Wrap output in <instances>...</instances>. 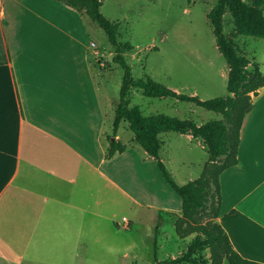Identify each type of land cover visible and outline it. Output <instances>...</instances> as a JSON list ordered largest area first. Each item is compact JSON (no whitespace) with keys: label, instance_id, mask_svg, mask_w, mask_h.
<instances>
[{"label":"crops","instance_id":"0c3cea01","mask_svg":"<svg viewBox=\"0 0 264 264\" xmlns=\"http://www.w3.org/2000/svg\"><path fill=\"white\" fill-rule=\"evenodd\" d=\"M86 31L59 1L0 0V264H112L101 256H137L161 216L182 217V199L132 139L117 133L127 148L106 157ZM176 139L205 150L206 165L201 140ZM219 183L216 222L239 255L264 264V88L243 120L238 163Z\"/></svg>","mask_w":264,"mask_h":264},{"label":"rangeland","instance_id":"374dc122","mask_svg":"<svg viewBox=\"0 0 264 264\" xmlns=\"http://www.w3.org/2000/svg\"><path fill=\"white\" fill-rule=\"evenodd\" d=\"M217 1L102 0L101 13L108 20L119 24V42L134 47L133 51L124 53V56L135 80L150 77L177 93L210 100L229 95L228 65L218 50L213 28L208 19ZM82 20L90 39L88 54L94 76L101 88L106 107L108 117L106 131L113 140L115 104L120 99L124 70L113 60L115 51L106 33L86 16H83ZM223 20L224 33L232 37L241 52L252 62L258 63L260 69L264 71V39L236 36L233 18L229 12L224 15ZM129 103L130 107H139L145 116L164 115L190 120L200 125L223 120V116L217 112L173 98H149L139 89L131 90ZM118 134L121 142L128 146L133 135L126 123L120 126ZM177 136L178 133L175 132L160 135L164 142L160 159L172 179L182 186L189 182L190 178L196 180L201 175L204 168L202 160L206 159L207 153L198 144L188 145L176 139ZM104 141L106 145L109 144L107 137ZM136 145L131 146L138 149ZM165 183L169 187L166 181ZM176 199L181 202L178 196ZM161 217L162 229L155 234L156 236L153 234L149 245L144 243L139 245L141 251L137 256L120 260L119 257L103 255L102 260L110 261L112 264H121V262L122 264H163L173 257L176 259L182 257L196 237V233L182 237L177 232V222L181 217L176 219ZM196 220L203 225L213 222L212 214L208 210L199 212ZM183 227L190 230L186 224H183ZM133 238L139 237L134 233ZM155 256L158 258L157 262ZM210 256L211 253L206 251L197 257L209 261ZM224 264L227 262L225 261Z\"/></svg>","mask_w":264,"mask_h":264},{"label":"trees","instance_id":"16d2710c","mask_svg":"<svg viewBox=\"0 0 264 264\" xmlns=\"http://www.w3.org/2000/svg\"><path fill=\"white\" fill-rule=\"evenodd\" d=\"M74 9L82 17L86 16L97 24L107 35L115 55L114 62L124 70L120 99L115 104L113 137L123 123L132 132V142L140 146L150 157L154 158L170 188L182 199V217L177 222L178 235L182 237L196 233L186 253L177 259L165 261L163 264H260L247 260L233 248L229 237L216 222L220 214L221 192L219 176L226 169L238 163L240 130L245 116L253 108V97L264 88V71L256 62L244 55L232 37L224 33V15L229 12L233 18L236 36H247L264 39V0H218L208 19L213 28L219 52L228 65V96L202 100L198 96L177 93L164 85L153 81L150 77L135 80L131 67L124 53L131 52L134 47L119 42V24L108 20L101 13L102 0H56ZM132 89H139L146 97L161 99L173 98L180 102L192 103L223 116L221 121H210L197 124L190 120L164 115L145 116L139 107H130L129 94ZM175 132L191 134L203 142L209 159L204 166L202 176L178 185L160 160V152L164 145L160 135ZM127 146L109 137L106 157L111 158L118 152H124ZM208 210L212 214L209 225L199 224L196 215ZM189 226L190 230L183 227ZM183 239V238H182ZM209 251L210 260L197 256ZM155 262L158 258L155 256Z\"/></svg>","mask_w":264,"mask_h":264}]
</instances>
